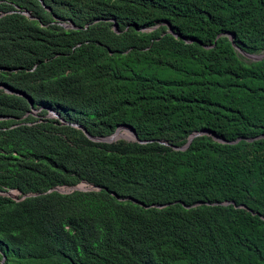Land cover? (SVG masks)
Returning <instances> with one entry per match:
<instances>
[{"label": "trees", "instance_id": "trees-1", "mask_svg": "<svg viewBox=\"0 0 264 264\" xmlns=\"http://www.w3.org/2000/svg\"><path fill=\"white\" fill-rule=\"evenodd\" d=\"M235 47L264 54V0H0V264H264Z\"/></svg>", "mask_w": 264, "mask_h": 264}, {"label": "rangeland", "instance_id": "rangeland-1", "mask_svg": "<svg viewBox=\"0 0 264 264\" xmlns=\"http://www.w3.org/2000/svg\"><path fill=\"white\" fill-rule=\"evenodd\" d=\"M238 53V52H237ZM238 55L245 61H252L255 60L257 55H264V54H252V55H245V54H240L238 53ZM120 132L124 131L123 129L119 130ZM123 138V137H121ZM77 189H84L85 187L83 185H77L76 186ZM59 191L61 192H68L69 190H71L70 188H66V187H59L58 188Z\"/></svg>", "mask_w": 264, "mask_h": 264}, {"label": "water", "instance_id": "water-1", "mask_svg": "<svg viewBox=\"0 0 264 264\" xmlns=\"http://www.w3.org/2000/svg\"><path fill=\"white\" fill-rule=\"evenodd\" d=\"M113 29H114V31H116L115 29H116V25L114 24L113 25ZM235 49L239 52V53H241V54H245V55H252V54H248V53H245V52H243V51H241V50H239L238 48H236L235 47ZM263 55H257V56H255L256 57V59L255 60H257V59H260L261 57H262ZM9 91V90H8ZM17 93V92H16ZM186 145V144H185ZM1 262H3V260L1 259Z\"/></svg>", "mask_w": 264, "mask_h": 264}, {"label": "clouds", "instance_id": "clouds-1", "mask_svg": "<svg viewBox=\"0 0 264 264\" xmlns=\"http://www.w3.org/2000/svg\"><path fill=\"white\" fill-rule=\"evenodd\" d=\"M2 260H3V258H2ZM0 262H1V260H0Z\"/></svg>", "mask_w": 264, "mask_h": 264}]
</instances>
